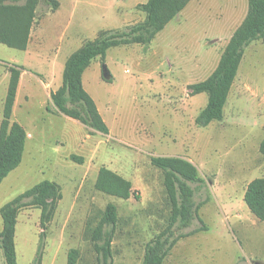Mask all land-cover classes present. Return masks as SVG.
I'll return each instance as SVG.
<instances>
[{
  "label": "rangeland",
  "instance_id": "374dc122",
  "mask_svg": "<svg viewBox=\"0 0 264 264\" xmlns=\"http://www.w3.org/2000/svg\"><path fill=\"white\" fill-rule=\"evenodd\" d=\"M146 1L58 0L61 6L54 13L39 4L29 52L0 44V122L9 79L6 64L22 66L11 122L31 135L20 165L0 184V208L37 183H56L62 199L41 241L42 264H67L71 250L76 251L74 264H96L90 230L106 205L113 204V264H141L146 244L170 216L163 173L150 158L182 157L196 166L203 180L191 187L194 201H205L198 216L206 230L180 239L163 264H264V221L243 201L247 185L264 178V39L245 48L221 121L196 125L208 97L190 96L187 89L214 70L246 14L247 0H194L148 46L110 48L104 64L94 59L82 84L108 135L89 134L79 122L54 112L46 88L54 91L61 85L67 58L100 30H124L142 21L144 14L134 6ZM68 23L69 35L76 38L71 48L60 41ZM56 56L60 72L57 60L47 64ZM103 65L111 76L108 81L102 78ZM71 155L82 163L71 161ZM100 167L130 181L138 199L96 191ZM39 215L40 210L25 208L17 216V264L34 263L41 243ZM197 227L201 224L194 221L178 232ZM0 264H5L1 250Z\"/></svg>",
  "mask_w": 264,
  "mask_h": 264
},
{
  "label": "trees",
  "instance_id": "16d2710c",
  "mask_svg": "<svg viewBox=\"0 0 264 264\" xmlns=\"http://www.w3.org/2000/svg\"><path fill=\"white\" fill-rule=\"evenodd\" d=\"M190 1L147 0L146 3L136 6V9L145 15L143 21L124 30L101 31L94 40L85 42L67 58L61 86L50 93L54 112L79 122L87 128L89 134L108 135V127L95 102L83 88L84 71L96 58L104 64L106 52L110 48L148 46ZM39 4L49 7L52 11L59 6L57 0H0V44L18 51L26 50ZM261 39H264V0H247L246 15L231 35L213 72L205 80L187 87L190 96L205 93L208 97L206 106L195 119L196 125L205 127L222 120L223 108L237 76L244 50L252 42ZM6 66L9 79L0 122V184L20 165L27 138L25 130L18 123L11 122L20 74L25 69L14 64ZM260 151L264 153V139ZM70 159L82 163V159L75 155H71ZM150 163L163 173V186L170 216L166 227L146 244L141 264H163L180 239L206 230L198 216V210L205 201L196 203L195 192L191 187L193 184L203 183V180L199 177L196 166L181 157H151ZM94 187L100 193L121 200H128L131 196L138 199L130 181L105 167L99 168ZM61 199L59 186L44 180L0 208V250L5 264H17L15 228L20 210H40L41 242ZM243 201L255 218L264 221V178H256L247 185ZM194 221L201 224V227L186 233L178 232L189 228ZM116 223L117 209L113 204H107L99 221L90 230L89 238L96 256V264H113L112 241ZM42 251L41 242L33 264H42ZM75 254V250L68 253L67 264H74Z\"/></svg>",
  "mask_w": 264,
  "mask_h": 264
},
{
  "label": "crops",
  "instance_id": "0c3cea01",
  "mask_svg": "<svg viewBox=\"0 0 264 264\" xmlns=\"http://www.w3.org/2000/svg\"><path fill=\"white\" fill-rule=\"evenodd\" d=\"M58 1V0H57ZM121 1V0H120ZM193 1L194 0H191L190 1V3L192 4L193 3ZM147 2V1H146ZM145 2V3H146ZM59 3V2H58ZM141 4H144V3H141ZM190 4V5H191ZM138 5V4H137ZM136 5V6H137ZM60 6H61V4L59 3V6H58V8L55 10V11H52L51 13H54V12H56L59 8H60ZM136 6H134L135 8H136ZM117 10H119V9H116L115 11H117ZM137 10V9H136ZM138 11V10H137ZM140 12V11H139ZM246 12H247V10H246ZM118 13V12H117ZM142 13V12H141ZM181 13H182V11L179 13V15H181ZM50 13H48L47 15H49ZM246 15V14H245ZM144 17H145V15H144ZM245 17V16H244ZM46 18V17H45ZM44 18V19H45ZM176 18V17H175ZM174 18V19H175ZM43 19V20H44ZM244 19V18H243ZM42 20V21H43ZM143 21V20H142ZM41 24H42V22H41ZM135 24V23H134ZM34 25V24H33ZM168 25V24H167ZM166 25V26H167ZM240 25V24H239ZM165 26V27H166ZM165 29V28H164ZM168 29V28H167ZM166 29V30H167ZM69 30H70V23H68L67 25H65L64 26V28H63V30H62V32H61V37H60V41H61V43H63L64 44V46L66 47V48H71L74 44H75V40H76V38L72 35V34H70L69 35ZM107 30H119V29H117V28H111V29H107ZM107 30H100V31H98V33L96 34V36H95V38L98 36V34H99V32H101V31H107ZM236 30V29H235ZM234 30V31H235ZM160 33V32H159ZM233 34V33H232ZM32 36V29H31V32H30V37ZM30 37H29V42H28V45H27V48H26V50H25V52H29V49H30ZM231 37V36H230ZM230 37L228 38V41H229V39H230ZM94 38V39H95ZM94 39H92V40H94ZM155 39V38H154ZM92 40H89V41H92ZM87 42V41H86ZM85 43V42H84ZM83 43V44H84ZM82 44V45H83ZM151 44V43H150ZM81 45V46H82ZM63 46V47H64ZM80 46V47H81ZM226 46V45H225ZM79 47V48H80ZM225 48V47H224ZM33 52H34V55L36 56V54H37V51H34L33 50ZM221 55V54H220ZM219 58H220V56H219ZM37 59H38V57H37ZM54 60H57V66L59 65V63H58V56H56L55 57V59H50L49 60V62H47V64H53V62H54ZM218 61H219V59H218ZM65 64V63H64ZM218 64V63H217ZM217 66V65H216ZM64 68V67H63ZM215 69V68H214ZM58 70H59V72H60V65H59V67H58ZM213 72V71H212ZM211 72V73H212ZM125 73H128V71H125ZM210 73V74H211ZM209 74V75H210ZM23 75H24V71L20 74V78H19V83H18V87H17V90L19 91L20 89H21V87H22V81H23ZM208 75V76H209ZM207 76V77H208ZM206 77V78H207ZM62 83V82H61ZM47 85V84H46ZM46 85H44V86H46ZM83 85V84H82ZM61 85H58V87L56 88V86L54 87V88H56L54 91H56L59 87H60ZM52 89H50V87L47 85V88H46V92H47V96L50 98V93L51 92H54ZM16 95H17V92H16ZM15 100H16V97H15ZM14 105H15V101H14ZM14 105H13V107H14ZM96 105V104H95ZM97 107V106H96ZM97 110H98V108H97ZM12 112H13V109H12ZM98 112H100V110H98ZM100 114V113H99ZM58 115H60V114H58ZM101 116V115H100ZM73 120V119H72ZM17 123V122H16ZM106 124V123H105ZM108 127V126H107ZM108 130H109V128H108ZM109 132H110V130H109ZM26 135H27V138L28 137H30L31 135L29 134V133H26ZM27 138H26V141H27ZM23 158V157H22ZM182 158V157H181ZM185 159V158H184ZM187 160V159H186ZM189 161V160H188ZM16 225H17V223H16Z\"/></svg>",
  "mask_w": 264,
  "mask_h": 264
},
{
  "label": "water",
  "instance_id": "95a60500",
  "mask_svg": "<svg viewBox=\"0 0 264 264\" xmlns=\"http://www.w3.org/2000/svg\"><path fill=\"white\" fill-rule=\"evenodd\" d=\"M110 77L111 76H110L106 66L103 65V67H102V78H103V80L108 81L110 79Z\"/></svg>",
  "mask_w": 264,
  "mask_h": 264
}]
</instances>
